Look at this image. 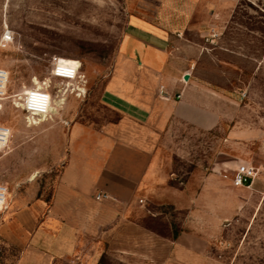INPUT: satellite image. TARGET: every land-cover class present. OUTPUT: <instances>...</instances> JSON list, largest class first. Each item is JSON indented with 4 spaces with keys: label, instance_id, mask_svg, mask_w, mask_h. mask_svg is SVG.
I'll list each match as a JSON object with an SVG mask.
<instances>
[{
    "label": "rangeland",
    "instance_id": "1",
    "mask_svg": "<svg viewBox=\"0 0 264 264\" xmlns=\"http://www.w3.org/2000/svg\"><path fill=\"white\" fill-rule=\"evenodd\" d=\"M134 22L198 48L192 75L215 89L221 115L213 129L174 122L162 135L139 221L175 236L189 217L208 236V249L183 264H264V0H0V68L9 71L0 124L11 129L0 151V183L9 189L0 212V264H30L23 254L36 223L28 206L38 195L51 200L70 126L101 128L121 119L102 96ZM59 58L79 62L77 81L52 76ZM42 85L54 96L52 111L31 117L22 96ZM241 163L258 171L249 186L231 181ZM102 261L125 264L110 253Z\"/></svg>",
    "mask_w": 264,
    "mask_h": 264
},
{
    "label": "crops",
    "instance_id": "2",
    "mask_svg": "<svg viewBox=\"0 0 264 264\" xmlns=\"http://www.w3.org/2000/svg\"><path fill=\"white\" fill-rule=\"evenodd\" d=\"M171 33L135 22L126 31L102 96L122 117L101 128L70 126L51 200L38 195L28 206L36 223L23 254L30 264L61 258L107 264L104 253L125 264H183L206 256L208 236L189 217L176 236L160 235L139 221L145 215L141 194L155 185L162 135L174 122L208 130L221 120L215 89L192 75L200 51L183 39L170 41Z\"/></svg>",
    "mask_w": 264,
    "mask_h": 264
},
{
    "label": "built area",
    "instance_id": "3",
    "mask_svg": "<svg viewBox=\"0 0 264 264\" xmlns=\"http://www.w3.org/2000/svg\"><path fill=\"white\" fill-rule=\"evenodd\" d=\"M63 61L60 58L52 63V76L75 82L79 78V62L77 60ZM9 82V71L0 68V99L7 95V85ZM179 97V96H178ZM54 96L47 86H33L24 91L21 107L31 117L48 116L53 108ZM11 138V129L7 125L0 124V151L4 150ZM258 174L257 169L248 163L239 164L233 173L231 181L234 186H249ZM8 187L0 183V212L8 206ZM101 198V194L96 196Z\"/></svg>",
    "mask_w": 264,
    "mask_h": 264
},
{
    "label": "water",
    "instance_id": "4",
    "mask_svg": "<svg viewBox=\"0 0 264 264\" xmlns=\"http://www.w3.org/2000/svg\"><path fill=\"white\" fill-rule=\"evenodd\" d=\"M185 79L187 80V79H189V74H185Z\"/></svg>",
    "mask_w": 264,
    "mask_h": 264
},
{
    "label": "trees",
    "instance_id": "5",
    "mask_svg": "<svg viewBox=\"0 0 264 264\" xmlns=\"http://www.w3.org/2000/svg\"><path fill=\"white\" fill-rule=\"evenodd\" d=\"M150 229H151V228H150ZM177 234H178V233H176V235H177ZM176 235H175V236H176Z\"/></svg>",
    "mask_w": 264,
    "mask_h": 264
}]
</instances>
